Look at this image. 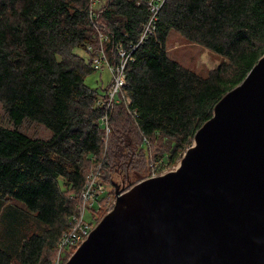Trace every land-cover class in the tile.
Instances as JSON below:
<instances>
[{
    "label": "trees",
    "instance_id": "trees-1",
    "mask_svg": "<svg viewBox=\"0 0 264 264\" xmlns=\"http://www.w3.org/2000/svg\"><path fill=\"white\" fill-rule=\"evenodd\" d=\"M105 1L100 19L116 63L118 45L136 44L152 12L148 0ZM161 3L152 31L127 65L129 107L120 101L111 110L106 144L98 103L106 94L86 84L96 69L77 52L99 39L91 0H0V102L15 124L35 120L53 131L42 139L0 125V206L19 201L39 223L30 235L6 236L0 264H55L50 256L71 225L90 170L102 163V182L130 174L135 183L148 176L153 157L160 171L173 166L218 101L264 54V0ZM173 29L225 60L207 77L182 66L166 51Z\"/></svg>",
    "mask_w": 264,
    "mask_h": 264
},
{
    "label": "water",
    "instance_id": "water-1",
    "mask_svg": "<svg viewBox=\"0 0 264 264\" xmlns=\"http://www.w3.org/2000/svg\"><path fill=\"white\" fill-rule=\"evenodd\" d=\"M129 183L64 264H264V54L175 169Z\"/></svg>",
    "mask_w": 264,
    "mask_h": 264
},
{
    "label": "rangeland",
    "instance_id": "rangeland-1",
    "mask_svg": "<svg viewBox=\"0 0 264 264\" xmlns=\"http://www.w3.org/2000/svg\"><path fill=\"white\" fill-rule=\"evenodd\" d=\"M106 1H101L99 6L96 5L97 9L104 7ZM96 10V8H94ZM93 26V25H92ZM93 28L96 30V32H104V30H97L94 26ZM102 31V32H101ZM105 33V32H104ZM97 35V34H96ZM98 39V36H96ZM103 46V47H102ZM106 50V43L101 42L99 39L92 44V50L93 52L89 50H80L78 49L77 52L84 56L86 59L92 60L95 63V60L98 56V53L100 50ZM98 50V51H97ZM97 51V52H96ZM107 51V50H106ZM166 51L170 58L178 61L182 66L189 68L193 71H195L197 74H199L202 77H207L211 70L219 66V64L225 60L223 56H221L218 53H215L211 51L210 49L196 43L193 41L188 40L184 35H182L180 32L176 30H171L169 33V36L166 40ZM96 55V56H94ZM107 55V54H106ZM108 56V55H107ZM94 59V60H93ZM99 66V65H97ZM95 71L90 74L86 78V84L93 88L97 89L100 92L104 93L105 89L109 87V83L112 80V73L109 69L106 68V65L99 66L101 68H98L94 65ZM0 125L10 127V128H18L20 131L24 132L25 134L31 136V137H37L42 139H49L53 135V131L46 127L41 122L35 121V120H29L25 119L20 124H15L13 120L8 115L7 111L3 107V104L0 102ZM111 128V126H110ZM106 131V129H105ZM111 132V131H110ZM109 132V133H110ZM108 138H106V144H107ZM159 143V142H157ZM190 146V145H189ZM153 152V151H152ZM151 154V153H150ZM152 155V154H151ZM153 157V155H152ZM155 158H151L150 160V170L146 172L148 176H145L144 178L139 179L135 183L139 182L142 179L150 178L152 174V166L151 164L156 162L157 168L159 169V163L154 160ZM181 158L178 160L176 164L173 166H165L162 168L160 172H168L172 169H175L177 165L179 164ZM162 173V174H163ZM134 176V174H133ZM115 180H118L121 182L122 177L118 174H115L114 176ZM105 186V193L100 195L106 196L105 205L104 208L100 211V204L96 203L93 206V210L89 209L86 212V220L88 222L92 221L93 228L101 221V219L113 208L114 202H115V187L113 183L106 180L103 182ZM133 183V184H135ZM128 185V184H127ZM99 198L101 199V197ZM104 199L100 201L101 203H104ZM15 204L23 208L26 212H29V214H25L24 211L21 208L13 207V210L15 211V217H13V210L11 209V205ZM9 208L0 206V244L1 242H4L6 239V236H11L14 234L15 238H18V232L21 236H27L32 234L33 232H36L38 230L39 223L37 222L35 218V212L31 211L30 209L27 210L25 206L16 200H10L9 201ZM104 213V214H103ZM103 214V215H102ZM22 216V220L18 221L19 217ZM98 219V223H96ZM18 231V232H16ZM72 248V249H71ZM69 255L71 256L74 252V247H68L67 248ZM67 252V251H66ZM58 253H59V247L55 253L53 252L50 256V259L53 260L55 257L54 263L57 264L58 262ZM65 255V254H64ZM62 260V258H61ZM60 260V262H61ZM62 264L64 261L62 260Z\"/></svg>",
    "mask_w": 264,
    "mask_h": 264
},
{
    "label": "built area",
    "instance_id": "built-area-1",
    "mask_svg": "<svg viewBox=\"0 0 264 264\" xmlns=\"http://www.w3.org/2000/svg\"><path fill=\"white\" fill-rule=\"evenodd\" d=\"M141 1V0H139ZM163 0H148V4L151 7V16L148 22L145 24L143 28V32L140 36L139 41L136 44H131L128 46H123L122 44L118 45L116 48L117 50V57L118 60L116 63H113L109 57L108 51L102 49L99 51L98 56L93 64L100 68L99 66L106 65V68L109 69L112 73V80L110 82L109 87L105 91L106 96L102 97L99 96L98 103H103L104 106V113L101 117V122L106 129V136L108 138V134L111 131L110 128V114L111 110L114 106L123 101L127 107H129L130 98L127 94L125 86L127 84V73L126 68L130 61L133 60V53L135 49L139 46L141 42L145 39L149 32L152 31V27L154 26V22L157 19V14L159 9L162 5ZM92 5L90 8V21L91 24L100 31L104 28V24L100 19V14L103 11V7L97 9L96 3L101 2V0H91ZM98 4V6H99ZM96 8V10L94 9ZM102 32V31H101ZM98 38L101 42L105 43V40L108 38L107 34L102 32H97ZM88 50L93 52L92 46H88ZM108 56H107V55ZM99 65V66H97ZM132 117H136L135 111H130ZM146 139V137H145ZM153 170L151 177L158 176L162 174L157 168V164H151ZM101 168L102 163L96 164L92 170L88 173L85 181V185L80 193L79 196V205L77 208V212H75L70 221V227L66 230L58 244L59 253H58V262L57 264H62V260L64 254H66V250L68 247H74V251L85 241V239L90 234L91 230L93 229L92 221L88 222L86 220V212L89 209H93V206L96 203H99L98 200L100 199L99 196L105 193V186L104 183L101 181ZM101 197V196H100ZM62 258V260H61ZM61 260V262H60Z\"/></svg>",
    "mask_w": 264,
    "mask_h": 264
},
{
    "label": "flooded vegetation",
    "instance_id": "flooded-vegetation-1",
    "mask_svg": "<svg viewBox=\"0 0 264 264\" xmlns=\"http://www.w3.org/2000/svg\"><path fill=\"white\" fill-rule=\"evenodd\" d=\"M118 175H120L122 177L121 184L123 186L130 184L129 182L132 181L130 174H126V175L118 174Z\"/></svg>",
    "mask_w": 264,
    "mask_h": 264
},
{
    "label": "bare ground",
    "instance_id": "bare-ground-1",
    "mask_svg": "<svg viewBox=\"0 0 264 264\" xmlns=\"http://www.w3.org/2000/svg\"><path fill=\"white\" fill-rule=\"evenodd\" d=\"M102 47H103V46H102ZM97 51H98V50H97ZM97 51H96V52H97ZM94 56H96V55H94ZM93 60H94V59H93ZM93 62H94V61H93ZM100 68H101V67H100ZM90 171H91V170H90ZM162 173H163V172H162ZM101 198H102V197H101ZM92 210H93V209H92ZM71 249H72V248H71ZM73 251H74V250H73Z\"/></svg>",
    "mask_w": 264,
    "mask_h": 264
}]
</instances>
